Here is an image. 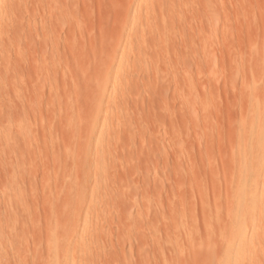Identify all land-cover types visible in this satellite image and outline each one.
<instances>
[{
	"label": "rangeland",
	"instance_id": "rangeland-1",
	"mask_svg": "<svg viewBox=\"0 0 264 264\" xmlns=\"http://www.w3.org/2000/svg\"><path fill=\"white\" fill-rule=\"evenodd\" d=\"M261 175L264 0H0V264H264Z\"/></svg>",
	"mask_w": 264,
	"mask_h": 264
},
{
	"label": "bare ground",
	"instance_id": "bare-ground-1",
	"mask_svg": "<svg viewBox=\"0 0 264 264\" xmlns=\"http://www.w3.org/2000/svg\"><path fill=\"white\" fill-rule=\"evenodd\" d=\"M217 2V1H216ZM221 11V10H220ZM225 16V15H224ZM135 20V19H134ZM137 20V19H136ZM135 20V21H136ZM213 21H215L214 19H213ZM212 23V22H211ZM130 26V25H129ZM131 28L130 27H128L126 30H125V34H128L129 33V30H130ZM131 31V30H130ZM215 31V30H214ZM124 34V35H125ZM50 141V140H49ZM50 144V143H49ZM46 146H48V145H46ZM51 147V146H50ZM48 150V149H47ZM13 178V177H12ZM24 180H27V178L25 179L24 178ZM246 180V182H243V183H247V179H245ZM23 181V180H22ZM30 181H31V179H30ZM28 182V181H27ZM27 184V183H26ZM32 184H33V182L31 183V186H32ZM247 185L245 184V186L244 187H246ZM264 188V175H261V176H259V179L257 180V182H256V189H258V190H261V189H263ZM252 246V245H251ZM236 247V246H235ZM229 264V263H228ZM230 264H233V263H230Z\"/></svg>",
	"mask_w": 264,
	"mask_h": 264
}]
</instances>
